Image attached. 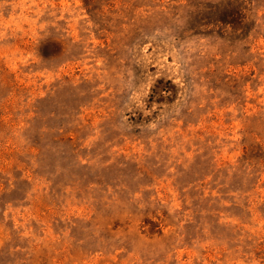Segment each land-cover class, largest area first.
<instances>
[{
	"label": "rangeland",
	"instance_id": "374dc122",
	"mask_svg": "<svg viewBox=\"0 0 264 264\" xmlns=\"http://www.w3.org/2000/svg\"><path fill=\"white\" fill-rule=\"evenodd\" d=\"M0 264H264V0H0Z\"/></svg>",
	"mask_w": 264,
	"mask_h": 264
}]
</instances>
